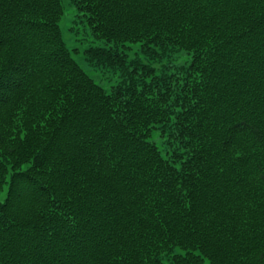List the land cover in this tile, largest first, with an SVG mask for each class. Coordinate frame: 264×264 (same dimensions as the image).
Segmentation results:
<instances>
[{
    "label": "trees",
    "instance_id": "obj_1",
    "mask_svg": "<svg viewBox=\"0 0 264 264\" xmlns=\"http://www.w3.org/2000/svg\"><path fill=\"white\" fill-rule=\"evenodd\" d=\"M69 3L109 90L0 0V264H264V0Z\"/></svg>",
    "mask_w": 264,
    "mask_h": 264
},
{
    "label": "rangeland",
    "instance_id": "obj_2",
    "mask_svg": "<svg viewBox=\"0 0 264 264\" xmlns=\"http://www.w3.org/2000/svg\"><path fill=\"white\" fill-rule=\"evenodd\" d=\"M62 5L63 15L60 21V28L67 49L71 51L72 57L76 63L96 84L100 85L105 90H109L112 85H114L115 78L109 79V75L105 74V72L94 69L84 60V51L88 47H106L105 41L90 36L86 26L82 23L83 18H78L75 9L69 3V0H62ZM129 47L130 50L127 53L129 58H131L139 47L137 44L129 45ZM170 59L171 58L164 57L155 62H150V64L151 67L156 70V73L159 74L162 71L168 73L169 70L166 67L174 66L177 63L181 64L184 61V64L186 65L189 60L184 52H180L172 56V60ZM152 136L161 149L158 133H155ZM4 197L5 192L0 196V200Z\"/></svg>",
    "mask_w": 264,
    "mask_h": 264
}]
</instances>
